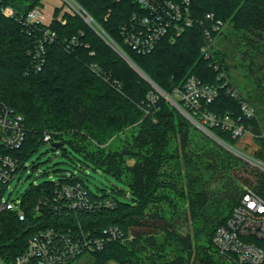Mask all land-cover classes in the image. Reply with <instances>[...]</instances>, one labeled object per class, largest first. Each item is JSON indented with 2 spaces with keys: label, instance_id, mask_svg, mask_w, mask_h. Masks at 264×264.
Returning a JSON list of instances; mask_svg holds the SVG:
<instances>
[{
  "label": "trees",
  "instance_id": "1",
  "mask_svg": "<svg viewBox=\"0 0 264 264\" xmlns=\"http://www.w3.org/2000/svg\"><path fill=\"white\" fill-rule=\"evenodd\" d=\"M75 1L92 26L76 13H61V6L53 7L47 23H26V14L41 7L42 0H0V99L23 116L25 125L20 147L4 152L18 158L17 172L38 145L47 142L43 140L46 131L48 142L59 143L60 155L70 166L100 171L121 185L110 184L96 193L73 172L29 184L14 208L0 211V261L12 263L27 240L41 230L52 228L54 249L62 250L88 233L99 236L104 229L117 227V239L106 241L98 250L67 256L65 264H76L85 254V264H241L232 255L219 254L212 237L244 185L264 199V171L196 128L153 84L172 94L193 75L217 87L216 96L203 107L218 115H240L238 99L224 85L227 77L237 88L222 52L212 47L205 58L200 51L202 28L210 26L202 18L212 13L215 19L228 22L233 33L255 48L249 36L264 34V0H190L197 22L174 39L161 37L146 53L123 42L121 28L133 14H146L136 2ZM7 5L13 15L1 11ZM45 32H53V39H46ZM220 33L212 32L213 38ZM39 41L43 62L35 69L33 52ZM221 72L225 77H218ZM259 85L246 94L239 89L255 108V118H243L254 134L233 138L219 126L210 129L231 145L247 137L250 155L264 162V99ZM151 94L156 95L153 102L148 98ZM120 133L124 138L107 143ZM128 159L133 162L127 163ZM73 183L84 190L80 205L72 206L74 199L56 198L62 184ZM5 188L0 182V196ZM181 215L189 221L188 233L176 227ZM143 225L156 231L131 234L132 228Z\"/></svg>",
  "mask_w": 264,
  "mask_h": 264
},
{
  "label": "built area",
  "instance_id": "2",
  "mask_svg": "<svg viewBox=\"0 0 264 264\" xmlns=\"http://www.w3.org/2000/svg\"><path fill=\"white\" fill-rule=\"evenodd\" d=\"M66 2V10L70 13L80 15L91 25V18L78 5L75 0H63ZM138 6L145 10L146 14H133L129 23L123 26V42L140 53L149 52L155 43L163 36L174 39L179 36L185 28L192 26L197 20L191 15L190 0H133ZM1 11L7 15H13L14 11L10 6H1ZM42 11L39 7L31 9L25 18L26 23L42 22ZM203 21L210 26H204L203 42L200 51L205 58L211 55L214 39L212 32L221 30L223 22L215 19L212 13L204 14ZM92 26V25H91ZM48 40L53 39V32L47 33ZM102 36V35H101ZM106 42L116 50L122 57L127 58L124 51L112 40L105 38ZM43 44L41 41L35 46L33 52V65L39 69L43 62ZM217 68V65H215ZM94 69V68H93ZM218 77H225L221 72ZM153 84V83H152ZM154 85V84H153ZM224 85L231 96L238 99L240 115L233 118L228 113L218 115L207 108L204 104L209 103L217 94V87L209 83H201L193 75L188 76L181 87H176L172 94L163 90L157 91L176 107L188 120L199 129L214 138L221 145L234 154L245 158L259 166L264 167V162L254 159L251 155L245 154L235 146L217 137L211 127L219 126L223 130L230 131L231 137H239L244 133L254 134L244 119L255 118V108L245 98L243 93L233 86L229 78H224ZM154 94L149 95L150 102L155 99ZM25 125L23 116L14 111L0 99V182L6 187L14 177L18 166V158L4 149H16L20 147L25 137ZM50 134L43 133V140L49 141ZM84 190L78 183L62 184L56 191V198L65 197L74 199L72 206L80 205ZM106 204H111L106 200ZM15 202L2 200L0 196V211L12 209ZM20 219L24 214L18 211ZM56 232L52 228L41 230L31 236L26 243L25 249L15 256L10 264H65V259L73 257L82 252L94 251L102 248L106 241L117 239L120 234L118 228L104 229L99 236L88 233L82 241H70L65 249H54L53 237ZM212 242L221 255L234 256L241 264H261L264 260V199L257 194L250 186L244 185L243 191L232 207L225 223L218 226L212 237ZM0 264H4L0 261Z\"/></svg>",
  "mask_w": 264,
  "mask_h": 264
},
{
  "label": "rangeland",
  "instance_id": "3",
  "mask_svg": "<svg viewBox=\"0 0 264 264\" xmlns=\"http://www.w3.org/2000/svg\"><path fill=\"white\" fill-rule=\"evenodd\" d=\"M56 6H61V13L68 12L66 10V2L63 0H42V21H47L50 14L52 16L51 9ZM60 16L61 15L58 17ZM222 22L223 26L221 27V33L212 40V47L222 52L225 62L228 65V73L231 77L230 79L237 86V89H240L244 94H246L247 91L251 92L252 89L254 90V86L259 83L260 85L258 87V91L264 99V88L262 90V87H264V34H262V36L259 38H256L252 35L249 36L251 39H254V43L256 45L255 48L250 47L242 36L232 32L228 22ZM122 58L126 60L124 57ZM259 76H262V78H255ZM262 106L264 107V104ZM194 126L198 128L196 125ZM202 132L216 141L204 131ZM116 137L124 138L123 134L120 133L113 136V138H110L107 143ZM249 142L250 140L247 137H242L240 142L233 143V146L243 151L245 154L250 155V149L252 146L248 144ZM217 143L220 144L219 142ZM238 157L245 160V158L241 156ZM245 161L264 171L263 166H259V164H255L249 160ZM132 162V159L127 160V163L129 164ZM70 172L81 176L89 185V188L96 193H101L99 188L108 189L110 184H117L118 186L121 185L113 177L105 175L100 171H92L86 166H70L69 161L60 155L59 148H56L54 151H50L49 142H43L39 144L37 149L30 154L29 158L24 163V168H21L14 174V177L2 193V200L18 202L20 193H22L23 190L29 186V184H37L45 180L53 181L56 180L61 174H69ZM244 175L247 174H241V176ZM239 185L242 186L243 184L240 183ZM176 227L182 233H188L190 231L189 221L187 218H184L183 215L177 218ZM147 231L152 232L156 231V229L149 225H143L141 227L132 228L131 234L134 235L135 233H146ZM85 259L86 254L80 256V258L76 261V264H85ZM110 263L112 264L113 262Z\"/></svg>",
  "mask_w": 264,
  "mask_h": 264
},
{
  "label": "water",
  "instance_id": "4",
  "mask_svg": "<svg viewBox=\"0 0 264 264\" xmlns=\"http://www.w3.org/2000/svg\"><path fill=\"white\" fill-rule=\"evenodd\" d=\"M132 66H134L137 70H139L129 59L125 58ZM140 71V70H139ZM140 73L146 78L148 79L149 82L153 83L149 78H147V76H145V74H143L141 71ZM155 85V84H154ZM156 86V85H155ZM157 87V86H156ZM157 89L160 90L159 87H157ZM59 146L58 142H50L49 143V150L50 151H54L57 147Z\"/></svg>",
  "mask_w": 264,
  "mask_h": 264
},
{
  "label": "crops",
  "instance_id": "5",
  "mask_svg": "<svg viewBox=\"0 0 264 264\" xmlns=\"http://www.w3.org/2000/svg\"><path fill=\"white\" fill-rule=\"evenodd\" d=\"M42 6V5H41ZM40 9H41V7H39ZM53 9V8H52ZM52 9H51V13H52ZM42 11V10H41ZM42 16H43V14H42ZM50 17H51V14H50V16H49V18H48V20L47 21H43L44 23H47V22H49V20H50Z\"/></svg>",
  "mask_w": 264,
  "mask_h": 264
}]
</instances>
